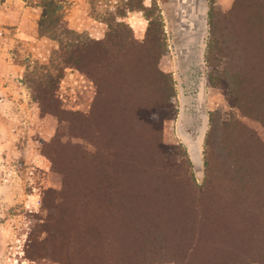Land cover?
Instances as JSON below:
<instances>
[{
	"label": "rangeland",
	"instance_id": "374dc122",
	"mask_svg": "<svg viewBox=\"0 0 264 264\" xmlns=\"http://www.w3.org/2000/svg\"><path fill=\"white\" fill-rule=\"evenodd\" d=\"M38 1L0 0V264H184L168 260L174 241L154 242L148 215L126 202L102 206L127 199L113 155L121 153L118 140L131 134L123 124L139 121L161 132L160 163L184 167L195 190L213 194L204 217L216 242L207 250L197 245L192 264H264V0H192L205 5L203 93H180L169 72L177 10L186 0H156L167 44L159 69L176 88L156 113L140 111L151 95L142 88L145 80L140 84L137 61L146 51L129 45L125 60L105 64L108 77L97 81L96 72L57 60L58 41L38 32ZM61 3L62 29L94 40L106 38L108 13L128 7V0ZM118 20L131 27L134 40L145 41L149 23L142 12ZM139 22L142 31L134 28ZM122 104L127 107L116 117L114 107ZM139 129L134 133L152 136ZM177 230L185 236L183 227ZM184 240L185 248L191 241Z\"/></svg>",
	"mask_w": 264,
	"mask_h": 264
},
{
	"label": "trees",
	"instance_id": "16d2710c",
	"mask_svg": "<svg viewBox=\"0 0 264 264\" xmlns=\"http://www.w3.org/2000/svg\"><path fill=\"white\" fill-rule=\"evenodd\" d=\"M135 2L136 4H134ZM38 6L42 10L38 21V32L41 37H48L58 41L59 48L54 52V55L63 65L74 66L87 75H92L93 72H96L93 77L101 82L103 77H108L103 72L105 64L109 67L111 65L114 66L117 61H124L127 56L124 58L123 54L125 53L126 55L127 47L136 45L142 49L141 52L143 50L146 51V55H140L137 58L138 65L143 72V74H140V84H142V80H145L142 88L144 91H150L151 95L149 97L152 96L150 99L147 97L148 100L142 101L140 111L152 113L158 111L160 106L168 107L173 97L176 96L172 75L166 74L159 69V62L166 53L167 44L163 19L156 0H152V4L149 7L145 5V0H128V7L125 10L122 11L117 8L116 11L108 13V18L104 20L108 26L104 40H94L84 33L62 29L64 7L61 0H39ZM130 12H142L148 20L149 25L144 42L134 40L131 27L118 20L125 19ZM124 30H127L126 35ZM262 33L264 35L263 31ZM262 41H264V37ZM262 44L261 48L264 50V43ZM109 47L115 54V56L111 57L112 60L108 58ZM115 72L117 73L116 75L124 77L118 70ZM262 78L264 80V73H262ZM141 98L145 99L144 97ZM126 107L123 104L115 106L113 111L117 112L116 117ZM117 125H121V123L119 122ZM131 125L123 124L124 131L126 133L130 131L131 134L127 138L123 137L124 139L118 140L122 143L121 153L120 155H117L118 153L113 155L115 156V162L119 166V175L121 176L118 187L124 193L122 195L127 199L123 200L121 198V202L118 201L117 203L104 201L102 206L108 209H118L122 207L123 202H126L127 206L131 205V208H138V211L148 215L146 219L149 225L155 222V227L151 232L155 237L154 242L160 244L168 240L174 241L170 247L168 246L171 256L168 258L169 262L180 261L184 262V264H192L193 259L192 261L190 260L197 245L199 248H206L207 250L208 247L212 246L211 244L216 242L214 232L211 229L213 224L210 222L211 220L204 217V211L208 208L206 202L208 200L213 201V194H208L209 192H205V189L202 191L195 190L194 177L191 174L190 180L184 173V167H181L179 171L162 164L163 162L160 163L156 159V157L160 159V156L162 158L159 150V144L162 139L160 131H156L152 126L140 121L134 126ZM140 127L149 128L147 130L150 134L152 133V136L145 138L140 132L134 133V130H140ZM184 163L190 165L188 159ZM131 174H133V178L130 180L129 175ZM151 175L155 183L149 178L152 177ZM126 176H128V179ZM151 182L154 184L153 187ZM204 198L207 199L205 200ZM199 209L204 213L202 217L198 214ZM153 212L156 215L152 217L151 213ZM161 223H164L163 225L168 226L171 230L163 229L160 226L162 225ZM180 226L184 229V237L179 235L180 232L177 230ZM225 231L226 228H223L218 234L221 235L222 233L224 235ZM175 235L177 238H175ZM196 236L197 238H195ZM184 239L191 241L190 244H185V248L181 244V242L185 241ZM201 240L204 243H201ZM221 240H219L217 246H223L224 242ZM210 253L205 254L209 255ZM149 264L158 263L153 261V263ZM211 264L217 263L212 260Z\"/></svg>",
	"mask_w": 264,
	"mask_h": 264
},
{
	"label": "crops",
	"instance_id": "0c3cea01",
	"mask_svg": "<svg viewBox=\"0 0 264 264\" xmlns=\"http://www.w3.org/2000/svg\"><path fill=\"white\" fill-rule=\"evenodd\" d=\"M178 13L179 28H176V36L174 39V47L168 57H172L174 64L171 67L176 81L177 90L181 92L191 93L205 91V83L201 79L204 72V55H203V36L206 27L205 5L202 2H193L186 0L182 3ZM134 27L136 31H142L140 23H136ZM194 79L191 80V79ZM196 87V88H195ZM190 91V92H189ZM184 98H182L183 100ZM202 99V95H199ZM186 102H193L190 96L186 97Z\"/></svg>",
	"mask_w": 264,
	"mask_h": 264
},
{
	"label": "bare ground",
	"instance_id": "6f19581e",
	"mask_svg": "<svg viewBox=\"0 0 264 264\" xmlns=\"http://www.w3.org/2000/svg\"><path fill=\"white\" fill-rule=\"evenodd\" d=\"M139 23H140V22H139ZM136 25H137V24H136ZM139 25H140V27H143V26H144L142 23H140Z\"/></svg>",
	"mask_w": 264,
	"mask_h": 264
}]
</instances>
